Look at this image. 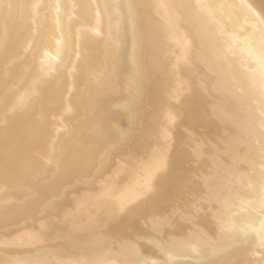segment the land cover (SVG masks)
Instances as JSON below:
<instances>
[{
  "label": "bare ground",
  "instance_id": "6f19581e",
  "mask_svg": "<svg viewBox=\"0 0 264 264\" xmlns=\"http://www.w3.org/2000/svg\"><path fill=\"white\" fill-rule=\"evenodd\" d=\"M16 66L23 92L0 97V247L43 241L21 217L52 214L104 161L122 115L139 119L130 144L98 188L75 186L68 230L49 234L67 254L21 261L264 264V0H0V76L17 84ZM145 192L115 222L108 196L126 205ZM19 259L0 251V264Z\"/></svg>",
  "mask_w": 264,
  "mask_h": 264
},
{
  "label": "rangeland",
  "instance_id": "374dc122",
  "mask_svg": "<svg viewBox=\"0 0 264 264\" xmlns=\"http://www.w3.org/2000/svg\"><path fill=\"white\" fill-rule=\"evenodd\" d=\"M44 27L42 29V31L40 30V32L38 33V37H39V42H42L43 39L45 38L46 34L49 32V28L51 26V22L44 20ZM39 51V49L37 48L35 53H37ZM30 53V51H29ZM38 60V55L35 56L34 59V65L37 63ZM13 66V65H11ZM17 67V66H16ZM18 68V67H17ZM19 69V68H18ZM20 72V80L18 81L17 84H14L13 82H11L10 80H8V78L4 77V76H0V97L2 98L3 102H15L19 96L21 95V93L23 91L20 90L21 86H24V84L27 83V79H28V74L22 72L19 69ZM118 100H122L123 99V92L116 94ZM43 95H41L42 97ZM139 106H146V101L145 99H143L142 97L139 100ZM4 106V105H3ZM0 106V109H4L3 111H7L6 107L4 106ZM38 110L36 107H33V109L31 110L36 111ZM20 120H22L24 118L23 114L18 116ZM114 121V125L116 126H123L125 129L121 132L116 133L115 137L108 142H104L102 143V145L98 148V154L100 155H104V161L98 165H95L94 167H92L87 173L84 174V179L81 182H70L68 185H66L63 188V191L60 192L58 195H56L54 197V203H55V209L52 211V214L49 216V213H47V207L45 205H42L37 211H27L22 217H21V224L22 225H26L34 230H36L43 238V241L38 242V243H31V242H27V241H20V243L18 244H13V245H6V246H2L0 247V251L3 253H7L9 254V256L12 257H19L21 259L19 260H12L11 264H25L24 262H22V257L25 255H29V256H33L34 259H40L43 255L47 254V248L52 247L53 249H55L57 252L60 253L61 256H65L68 252L67 249V244L68 242L65 240H59L58 239V243L55 246H49L48 245V239H49V234L51 232V230H53V227H55L56 229H64V230H68L69 228V221L67 217H62L61 215V211L62 209L67 206L70 201H72V199H70L71 193H73L77 188L75 187L76 185H81L82 190L85 188H98L99 187V182L100 179L106 175L107 171L112 167V165L114 164V160H113V154L117 153L118 151H123L127 148V146L130 144L129 141L131 142V138H132V133L133 131L139 126V119H137L136 121H134L133 125H130L127 123V118L125 116H119L113 119ZM5 126H7L5 123L0 122V129L4 128ZM186 126V128H185ZM183 125L185 130H182L183 136L186 135V133L189 131V127L188 125ZM52 127L55 128V126L52 125ZM188 127V128H187ZM23 129H20V131H22ZM23 132V131H22ZM200 132V129H198L197 133ZM185 133V135H184ZM131 137V138H130ZM51 137H47L46 140L48 141ZM130 139V140H129ZM185 139V138H184ZM180 144L179 147H177L176 149L178 151H183L184 150V154L186 153L187 156L190 157V148L189 147H183ZM180 148V149H179ZM33 151L35 152H40L41 150H43V147H41L39 144L34 145V147H32ZM172 151H175L174 148ZM186 151V152H185ZM188 151V152H187ZM173 156H176V154H172ZM188 157V158H189ZM113 163V164H112ZM112 164V165H111ZM125 177V174L121 173L117 176V180L119 181H123ZM149 193L151 192H145L139 196H137L136 198L132 199L128 204L126 205H120L119 200H117L114 196H108L109 199H107V201L111 202V205L114 207V214H115V222L121 223L123 222V218L127 217L129 210H131V206L140 198H146ZM100 198V197H99ZM97 198L94 200V204H97L95 202H98L100 199ZM174 197L172 196L171 202H175V199H173ZM173 200V201H172ZM154 201H156V203L158 205L161 204V200L159 199H155ZM171 203V204H172ZM48 215V219L46 222V227L45 228H38L37 226V220L38 218H40L42 215ZM54 217L55 219L53 220ZM102 222H99V225H101ZM100 229V227H99ZM79 233H83V229L78 231ZM78 250V251H77ZM75 251H77V253L79 252V249H77ZM31 264H43V263H31Z\"/></svg>",
  "mask_w": 264,
  "mask_h": 264
}]
</instances>
